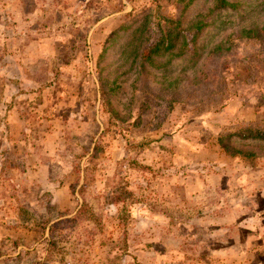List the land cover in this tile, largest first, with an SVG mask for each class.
<instances>
[{
    "label": "rangeland",
    "instance_id": "1",
    "mask_svg": "<svg viewBox=\"0 0 264 264\" xmlns=\"http://www.w3.org/2000/svg\"><path fill=\"white\" fill-rule=\"evenodd\" d=\"M260 1L154 66L212 0H0V264H264V153L219 143L264 140V37L210 53Z\"/></svg>",
    "mask_w": 264,
    "mask_h": 264
},
{
    "label": "trees",
    "instance_id": "2",
    "mask_svg": "<svg viewBox=\"0 0 264 264\" xmlns=\"http://www.w3.org/2000/svg\"><path fill=\"white\" fill-rule=\"evenodd\" d=\"M209 0H207L208 2ZM213 3V4H212ZM205 13L197 12L193 19L190 20L189 27L187 29L183 28L181 24V19L185 15L186 8L182 11V17L170 25L169 28L164 30L159 36L155 45L150 49V54L148 59L151 63L155 64L156 61L153 57V53L158 56H165V54L171 55L172 57H181L186 54L190 59L199 58L200 54L198 51V40L199 36L214 22V17L217 13L225 8L231 7L234 10H239L244 4V0H212ZM251 13H255V17H251ZM131 12L127 16H131ZM250 22L247 25H243L239 31H233L227 36H224L219 43H217L211 50V54L214 52L222 54L228 52L231 49L230 40L233 37L238 36H253L257 38L264 37V0H261L255 8L250 10V12L244 13ZM251 17V18H250ZM122 25L119 29L123 28ZM187 34L192 35L191 39L187 38ZM139 47V46H138ZM168 58L167 62L170 61ZM202 73V74H201ZM200 80L205 83V78H210L211 75L208 71L198 72ZM196 76V79L199 78ZM213 77V75H212ZM211 77V81L212 80ZM210 82V81H209ZM196 85V84H194ZM256 137L254 134L249 133H239V134H228L221 136L219 138V143L221 148L227 155L231 157H254L259 153H264V140L262 138L252 139ZM251 138V139H250ZM123 208L121 209L120 217L123 219ZM89 218L94 224L99 226L101 229L100 220L95 211L91 206L85 201L82 202L73 220ZM72 220V219H71ZM59 222V221H58ZM63 247L59 245L57 239H50L47 247V258L56 257L62 254ZM29 253V252H27ZM26 253V254H27ZM41 264V262L37 263Z\"/></svg>",
    "mask_w": 264,
    "mask_h": 264
}]
</instances>
